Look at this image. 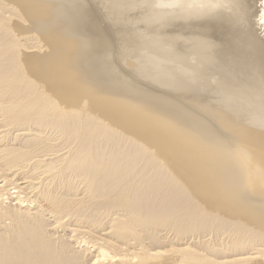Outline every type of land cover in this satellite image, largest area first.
<instances>
[{"label": "bare ground", "instance_id": "6f19581e", "mask_svg": "<svg viewBox=\"0 0 264 264\" xmlns=\"http://www.w3.org/2000/svg\"><path fill=\"white\" fill-rule=\"evenodd\" d=\"M183 1L154 0L156 24L206 9ZM155 34L132 55L176 90L212 89L224 108L204 111L244 147L139 99L83 0H0V264H264V129L238 123L264 128L261 105L207 75L200 41Z\"/></svg>", "mask_w": 264, "mask_h": 264}, {"label": "rangeland", "instance_id": "374dc122", "mask_svg": "<svg viewBox=\"0 0 264 264\" xmlns=\"http://www.w3.org/2000/svg\"><path fill=\"white\" fill-rule=\"evenodd\" d=\"M83 1L85 2L86 7L90 10L93 20L95 21V23L99 27L100 34L103 37L105 35L104 38L107 37L109 39L108 40L106 38L108 40V44H109V46H108L109 50L108 51L110 54V59L112 61V64L114 65V67L118 71L119 77H121V79L127 80L129 84L136 87L134 89L135 90L137 89L139 91V93H138L139 99L142 98L145 101H147L148 103L158 105V107L160 106V108L165 109L166 111H168L174 115H179L180 111L182 109L188 110L189 112H191L193 114L194 118L187 119V122L190 123L195 129H197V130H199V131H201L207 135H214L217 139L228 142L231 145H233L234 147L242 148L245 146L240 141L232 140L231 135L229 134L230 131L227 132L226 128H223L219 124V123H224L226 121V119L222 120L220 118H217V120L219 122V123H217L211 116H209L204 111V107H210V108H213L214 110H219V109L223 110V108H224V106L216 104L215 103L216 101L213 100V97L215 95L212 92V89L206 90L203 93L197 92L195 90H188V89L176 90L175 85L166 84L162 81L157 80L154 77V73H152V72H154V65L152 62H147V60H141V62H138L136 60L135 56L132 54H135L134 48H136V44L137 45L140 44L139 46L142 48H144L143 45H145V44L146 45L149 44V46L155 45L154 46L155 49L158 47L157 43H155L156 42L155 37H157V35L155 34V30L158 31V33L161 35L162 38L174 40V43L176 46H174V45L173 46L176 48L175 49H173L174 47L171 48V51L175 50L176 52H179V50L181 51L182 49H185L186 46L189 47V45L191 43H194L195 40H197V42L200 41L199 47L202 50V52L205 53L206 60H207V61H205L203 59V62H205V63H203V65H205L204 68L206 67L205 71L207 72V75L210 74V76L213 77L215 80L218 79L217 80L218 82L223 83V85L225 84L226 86L225 85L224 86L231 89L233 93L237 91L242 96H245L246 98L244 97V99L247 100L249 102V104H251V103H253L251 105L255 104L253 106V108L255 106L257 108L259 105H261V107H258L259 109L258 108L257 109L262 114H264V112H263L264 111V101H263L264 100V0H253L256 2H253L252 0H248V1L247 0H216V1L211 0V2L209 0H204L203 2L201 0H196V1H194V0H186V1L177 0L178 2L179 1L180 2L183 1L186 3L187 2H189V3L193 2V3H195L194 5H198V6L204 5V7L206 8L205 11H207V13L205 11H202L201 13L196 12V13H192L191 15L185 14V13H179V11H173L176 9V7H173V5H172L173 10L168 11V9L171 8L170 4L172 2H174V0H166L168 2V6L169 5L170 6L169 7L166 6L168 9L164 7L163 10H161L159 13H157L158 15H161V16H159V17H161V18H159L161 21H159V19H158L157 24L154 21V16H153L154 15V0H147V1L146 0H127V1L116 0L114 2V4L108 3V0L107 1L104 0L105 2L103 0H83ZM133 1L135 3H132ZM205 1H207L208 3ZM244 1H247V3ZM101 2H103V3H101ZM118 2H120V3H118ZM129 2H131L132 4ZM201 2L204 4H202ZM209 2H210V6L206 7V5H209ZM115 3L118 5V7H117V5H115ZM193 3H190V4H193ZM211 3H213V4H211ZM146 4H148V5H146ZM249 4H251V6H247ZM111 5L115 6L114 8L116 10L115 9L114 10L116 12L113 10V7ZM125 5H128V7ZM121 6H123L124 8ZM241 6H243V9ZM106 7H107V9L109 8V10L106 9V11H105L104 8H106ZM244 7H246V8H244ZM251 7H253V8H251ZM118 8L120 9V11H118ZM123 9L125 10V12H123L124 11ZM147 9H148V11H147ZM164 9H166V10L164 11ZM232 9H233V11H232ZM246 9H247V12H246ZM248 9L252 10V11H249ZM242 10H244V11H242ZM254 10L256 12H254ZM104 12H106V13L103 14ZM110 12H112L113 15ZM117 12L119 14H117ZM150 12L153 14H151ZM162 12H164V13H162ZM165 12H167V13H165ZM243 12L247 13V14L245 13V15H247V17L244 16ZM251 12H253V13H251ZM114 13H115V15H114ZM147 13H148V15H147ZM256 13H258V14H256ZM125 14H126V16H125ZM164 14H165L166 19L164 18ZM168 14H171V16ZM202 14H204V15H202ZM231 14H233V15H231ZM234 15H235V17H234ZM117 16L120 17L121 19L118 18ZM209 16H210V18H209L210 20H208ZM225 16H227V17H225ZM167 17H169V18L173 17L172 20L174 22L177 20L179 23H177V21L174 23L171 19L167 20V19H169ZM108 18L110 20L111 19L112 20L110 21ZM135 18L136 19L138 18L137 19L138 22H136ZM177 18L181 19V21H179V19H177ZM184 18H185V20H184ZM215 19H216V21H214ZM141 20H143V21H141ZM211 20H213V21H211ZM229 20H231V21H229ZM116 21H121V22L117 23ZM182 21L185 23H183ZM234 21H236L238 23H236ZM112 22H114V24ZM139 22H141V23H139ZM186 22H187L188 26H187ZM220 22L223 24H221ZM119 23L120 24L122 23L121 24L122 26H120ZM137 23H138V26H137ZM148 23H150L151 25H149ZM158 23H160L162 25H160ZM180 23H182V24H180ZM210 23H211V25H210ZM155 24L157 25V27H155ZM167 24L169 27L167 26ZM114 25L116 28L114 27ZM193 25L195 27L192 28ZM222 25L223 26L225 25V26L223 27ZM128 26H130V27H128ZM172 27H173V29H172ZM206 27L209 29H207ZM210 27H211V29H210ZM167 28H168V30H166ZM176 29H177V31H176ZM134 31L136 33H138V35ZM173 31L175 34L172 33ZM179 31H180V33H179ZM150 32H152V33L150 34ZM123 33L124 34L127 33V35L126 34L124 35ZM189 33H191V35ZM209 33L213 34V35H210ZM219 34H220V36L218 37ZM193 37H194V39H192ZM198 37L201 38L202 41L204 40V42H202L200 39H198ZM125 38H126V41H125ZM127 38H130L129 41ZM132 38H134V39H132ZM212 39H213V41H212ZM137 40H139L141 42H138ZM120 41L122 43H120ZM150 41H152L153 43L151 44ZM208 41L213 46V48L210 46ZM123 42L127 46L124 45ZM142 42H144V43H142ZM204 44H206L205 45L206 47L204 46ZM177 47H179V49ZM211 48H212V50L210 51ZM203 49H205V51ZM206 49L207 50L209 49V51H207ZM115 50H116V52H115ZM130 52H132V53H130ZM208 52L210 55L207 54ZM120 54H123L124 56H122ZM215 60H216V62H215ZM201 61H202V59H201ZM212 61L215 62V64ZM138 65H140V67H138ZM136 68L137 69L139 68V69L136 70ZM141 68H143V69H141ZM142 70H144V71H142ZM139 74H141V75H139ZM143 76H145V77H143ZM141 77H143V78H141ZM257 92L259 94L262 93V95L260 94L261 95L260 96ZM192 94H196V95L200 94V95L193 96ZM254 94L256 95L257 98H255ZM261 97L263 100L261 99ZM262 105H263V107H262ZM256 108H254V109H256ZM260 108H261V110H260ZM240 119L241 120L240 121L238 120V123H240L243 126H246V127L252 128V129H257V130H263L264 129V128H259L258 126H251V124L249 125V123L247 122L248 119L244 116H241ZM4 194H2L3 198H5V200L7 202H9V203L14 202V200H12L13 198L12 199L6 198L8 195L7 194L4 195ZM8 200H10V201H8Z\"/></svg>", "mask_w": 264, "mask_h": 264}]
</instances>
